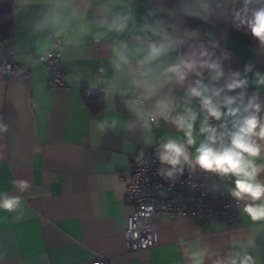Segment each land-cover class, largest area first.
Returning <instances> with one entry per match:
<instances>
[{"label":"crops","instance_id":"obj_1","mask_svg":"<svg viewBox=\"0 0 264 264\" xmlns=\"http://www.w3.org/2000/svg\"><path fill=\"white\" fill-rule=\"evenodd\" d=\"M37 7L24 0L3 4L12 8L15 23L7 46L0 33V62L6 56L29 68L31 77L0 79V123L7 125L0 132V190L24 197L27 204L21 221L0 213V264H89L102 255L109 264H193L196 247L206 251L205 264H213L233 241L249 238L255 239L258 264H264V222L240 214L231 226L217 214L206 219L161 216L154 246L127 253L124 233L134 210L126 201L128 171L143 147L175 133L163 123L151 134L131 127L135 118L126 97L108 96L104 84L95 83L113 69L109 52L91 37L83 44L59 46L66 84L52 87L39 56L51 48L53 38L51 32L34 31ZM204 28L232 53L228 66L239 69L253 61L264 70V53L230 24ZM86 91L94 97L103 94L98 113L85 100ZM101 122L103 133L97 128ZM147 135L153 136L151 145L145 143ZM14 181H26L28 190L19 192ZM218 183L227 191L226 182L218 178ZM159 195L188 199L181 189Z\"/></svg>","mask_w":264,"mask_h":264},{"label":"clouds","instance_id":"obj_2","mask_svg":"<svg viewBox=\"0 0 264 264\" xmlns=\"http://www.w3.org/2000/svg\"><path fill=\"white\" fill-rule=\"evenodd\" d=\"M24 2L38 5L34 31L51 32L61 44L89 37L103 44L113 72L95 83L104 84L108 96L126 97L133 129L151 134L163 123L175 133L155 141L159 175L175 180L187 169L219 178L240 215L264 222V70L253 61L228 66L232 53L204 28L226 23L243 29L264 53V0ZM97 128L106 130L102 122ZM6 130L0 123V132ZM13 187L24 193L29 184L14 181ZM26 208L24 197L0 190V213L21 221ZM255 248L252 238L233 241L213 264H258ZM206 255L196 247L193 264H205Z\"/></svg>","mask_w":264,"mask_h":264},{"label":"built area","instance_id":"obj_3","mask_svg":"<svg viewBox=\"0 0 264 264\" xmlns=\"http://www.w3.org/2000/svg\"><path fill=\"white\" fill-rule=\"evenodd\" d=\"M60 38H53L51 48L39 56L49 71L52 87L66 84L63 57L59 49ZM9 47L5 51L9 55ZM43 57V59H41ZM31 71L27 67L15 65L10 59L0 62V79H28ZM155 145L143 147L128 173L130 180L126 192V201L134 206L128 218L124 233L127 253L150 249L155 244L156 221L161 216L176 218L181 214L196 215L206 219L217 214L228 225H235L239 212L227 191L218 183V178H206L199 170L184 173L175 180L159 175L160 167L155 155ZM122 177H125L122 175ZM181 189L188 199L182 202L180 196H160L164 190ZM110 258L102 255L89 264H109Z\"/></svg>","mask_w":264,"mask_h":264},{"label":"trees","instance_id":"obj_4","mask_svg":"<svg viewBox=\"0 0 264 264\" xmlns=\"http://www.w3.org/2000/svg\"><path fill=\"white\" fill-rule=\"evenodd\" d=\"M12 3V0H0V33L2 35V40L6 44L10 43L11 40V30L14 27L15 19H14V12L11 9H4V3ZM237 30V29H236ZM241 35L248 38L243 34V29L237 30ZM7 46V45H6ZM3 61L7 60L6 56H3ZM103 94L100 93L96 97L91 96L87 91L84 94V98L89 104L93 113H98L103 108L102 99Z\"/></svg>","mask_w":264,"mask_h":264}]
</instances>
